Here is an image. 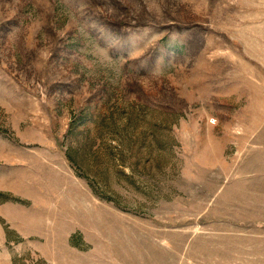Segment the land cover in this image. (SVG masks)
I'll return each mask as SVG.
<instances>
[{
	"label": "rangeland",
	"instance_id": "rangeland-1",
	"mask_svg": "<svg viewBox=\"0 0 264 264\" xmlns=\"http://www.w3.org/2000/svg\"><path fill=\"white\" fill-rule=\"evenodd\" d=\"M0 264H264V0H0Z\"/></svg>",
	"mask_w": 264,
	"mask_h": 264
}]
</instances>
